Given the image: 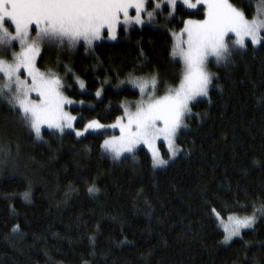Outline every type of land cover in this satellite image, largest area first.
<instances>
[{"label": "trees", "instance_id": "obj_1", "mask_svg": "<svg viewBox=\"0 0 264 264\" xmlns=\"http://www.w3.org/2000/svg\"><path fill=\"white\" fill-rule=\"evenodd\" d=\"M254 1L230 3L250 18ZM189 18H203V8L177 5L159 28H133L91 48L46 46L37 65L84 104L72 109L76 127L108 124L123 101L138 98L117 89L119 81L155 75L158 94L179 83L169 31ZM211 67L208 96L191 106L180 152L161 170L143 148L118 161L106 157L102 133L46 130L37 141L0 99V264H264V218L223 246L212 212L225 218L264 204V44Z\"/></svg>", "mask_w": 264, "mask_h": 264}, {"label": "snow or ice", "instance_id": "obj_2", "mask_svg": "<svg viewBox=\"0 0 264 264\" xmlns=\"http://www.w3.org/2000/svg\"><path fill=\"white\" fill-rule=\"evenodd\" d=\"M150 2L154 3V8L148 11ZM176 3L177 0H0V46L11 48L14 42L19 45V51L12 52L11 61L0 58V79L3 80L0 96L19 110L37 138H41L44 125L60 132L73 128L76 117L64 111V105L73 102L63 95L60 77L51 70L43 72L37 67L45 43L76 47L83 41L84 46L91 48L105 35L115 40L121 26L143 24L145 13L151 19L163 5L175 10ZM182 3L189 9L203 6L204 11L202 19L183 21L181 32L173 33L176 42L172 56L179 57L183 63L179 84L157 96L155 75L130 81L142 98L135 104L134 111L125 107L124 115L108 126L120 131L118 137L107 139L103 144L114 158L144 145L151 153L154 167L167 164L157 144L164 141L171 156L177 155V133L187 127L184 120L192 113L190 105L198 97H207L213 82V74L207 70L209 57H214L216 63L226 64L237 47L246 48L248 42L253 46L264 44V11L257 10L248 19L230 0H182ZM132 10L134 16L130 15ZM79 84L84 88L83 81ZM103 127L93 120L85 131ZM83 134L76 132L77 136ZM88 191L92 193L97 189L93 186ZM24 198L28 199L29 193H25ZM212 212L220 218L215 208ZM255 220V213L228 216L225 243L240 236L242 229L251 228Z\"/></svg>", "mask_w": 264, "mask_h": 264}, {"label": "rangeland", "instance_id": "obj_3", "mask_svg": "<svg viewBox=\"0 0 264 264\" xmlns=\"http://www.w3.org/2000/svg\"><path fill=\"white\" fill-rule=\"evenodd\" d=\"M253 4H254V14H256L257 10L264 11V0H255ZM177 5H181V6H183V7H184L187 11H189V12H195V11L197 10V9H189V8H187V6L184 5V4L182 3V0H177L176 6H177ZM176 6H175V7H176ZM199 7H202V8H203V6H199ZM199 7H198V8H199ZM153 8H154V3H153V2H150V3L147 5V10H148V11H151V10H153ZM237 9H238V8H237ZM239 10H240V9H239ZM203 11H204V9H203ZM174 13H175V10H172V8H171L170 6L163 5L161 9H159V10L156 11V14H155L151 19H149V17H148V16L146 15V13H145V14L142 16V19L144 20V23H143V24H132V25H130V26H121V27L117 30V34H116L117 38H116L115 40H112V39L108 38V37L105 35L101 40L95 41V42L93 43V45L96 44V43L102 42V41H104V42H115V41H118V40L121 39V37H122V36L120 35L121 32H123V33H125V34L127 35V34H128L133 28H139V27H142V26H145V25H147V26H151V27H153V28H159L160 25H161L160 22H161V21L167 22L168 20L172 19L173 16H174ZM130 15H133V16L135 15L134 10H132V11L130 12ZM252 17H253V16H252ZM252 17H250V18H248V19H251ZM189 19H191V20H197V19H193V18H189ZM189 19H186V20H189ZM201 19H202V18H201ZM186 20H185V21H186ZM6 26H8V25L6 24ZM183 27H184V24H183L182 28L179 29V30H176V31H169V34H170L171 39H172L171 55H172V49H173V46H174V44H175V42H176V41H175V37L173 36V33L179 34V33L181 32V30L183 29ZM10 30H11V29H10ZM32 35L34 36V35H35V32H33ZM229 36L231 37V39H233V40L235 39V37H234L232 34H229ZM184 38L186 39V36H185ZM229 43H230V46H231V41H229ZM80 45H83V41H81L80 44L77 45L76 47H68V46H60V45H57V46H58V47L65 48V49H67V50H69V51H75ZM93 45H92V46H93ZM46 46H49V44L45 43L44 47H46ZM258 46H259V45H255V46H253L250 42H248V45H247L246 48H248V47L257 48ZM44 47H43V48H44ZM246 48L240 49V48L237 47L236 50H235L234 52H236V51H241V50H245ZM13 51H17V52L19 51V45H18V43H15V42H14V46L11 47V48H9V47H4V46H0V58H4V59H7V60L11 61V59H12V52H13ZM234 52H233V53H234ZM172 58H173L175 61H177V62L180 63V65H181V74H182V71H183V63H182V61L180 60L179 57H173V56H172ZM37 61H38V59H37ZM212 62H213V63H212ZM211 64L214 65V67H217V66H219L221 63H216L214 57H209V63L207 64V70H208L210 73L213 74V78H214V74H215V71H214V70H215V69H214V70L212 69ZM37 67H38V65H37ZM38 68H39V67H38ZM40 70H41V69H40ZM41 71H42V70H41ZM43 72H45V71H43ZM152 76H153V75H146V76H130V77L124 79V80L119 81V82L116 84V88H117V89H121V88H124V87H128V88H131V89L136 90V91L138 92V98H137V100H125V101L122 102V104H121L122 114L119 115L118 117H122V116L124 115V108H125V107H129L131 110L134 111V110H135V109H134L135 104H136V103L142 98V97H141V94H140V92H139V89H138L137 87H135V85L132 84L130 81L133 80V79H137V78H140V79H149V78H151ZM59 77H60V76H59ZM180 78H181V75H180ZM60 79H61V81H62V85H63V87L61 88V91H62L63 95L66 96L69 100H71V101L73 102V103H71V104H65V105H64V111L68 112V113H69L70 115H72V116H75V117H76V120L73 121V128H71V129H69V128H65L63 132H60V131H58V130H56V129H49V128H47L46 125L42 126V129H41V138H37L35 132H34V131L28 126L29 129H30V131H31V133L34 135V137H35V139H36L37 141H41V140H42V132H43V131H46V130H47V131L54 132V133H57V134H59V135H60V134H64V133H73V134L75 135V137H77V138H81V137H83V136H85L86 134H89V133H102V134L105 135V137H104L103 142H102V144H101V151H102V153H103L106 157H108V158H110V159H112V160H114V161H118V160H120L121 158H123V157H125V156H127V155H131L132 153H134V152L137 151L138 149L143 148V149L148 153V155H149V157H150V159H151L152 167H153L155 170H161V169L166 168V167H167L170 163H172V162L174 161V159L178 156V154H179V152H180V148H179V145H178L179 134H180L182 131L186 130L187 127H182V128L178 131V133H177V137H176V146H177V148H178L179 150H178L177 155H176L175 157H172V156H171V153L168 152V150H167V146H166V143H165L164 141H159V142H158L157 146H158L159 149H160V152H161V155H162L163 159H165V160L168 161L167 164H165V165H163V166H159V167H154V166H153V161H152L151 153L149 152V150L147 149V147L144 146V145H139V146L134 150V152H132V153H124L120 158H118V159H117V158H114V156H113V154H112L111 152L105 150V148L103 147V144H104V141H105V140H107V139H111L112 137H118V136L120 135L119 128L108 127L109 125L114 124V123L116 122V119H117L118 117H117L113 122L108 123V124H104V123L99 122L100 124H102V125L105 126V127H103V128H100V129H88L87 131H85L86 126H87L91 121L96 120V119H93V120H90V121L86 122V123H85L83 126H81V127H76V122H77L78 116H77L75 113L72 112V109H73L74 107H80V106H83L84 104L81 103V102L74 101L73 99H71V98H69V97L67 96V94L65 93V90H64V89H65L64 81H63V79H62L61 77H60ZM157 81H158V79H157ZM2 83H3V80L0 79V84H2ZM75 83L78 85V87H79L80 89H82V90L84 89V88H81V87H80L79 80H76V79H75ZM178 84H179V83H178ZM178 84H177V85H178ZM177 85H176V86H177ZM211 86H212V84L210 85L209 90H210ZM173 87H175V86H173ZM159 90H160V83H159V81H158V82H157V86H156V92H155V95H157V96H162V95H164V94L166 93V92H165V93H163V94H158V91H159ZM99 92H100V91H99ZM33 97H35V94H33ZM205 98H206V97H198L196 101H199V100H201V99H205ZM0 99H2L3 101H5L10 107L13 108V106L10 105V104L7 102V99H6L4 96H0ZM196 101H194L193 104H194ZM193 104H192V105H193ZM192 105H190V107H191ZM14 109L17 110V111L19 112V110H18L17 108H14ZM20 116H21V115H20ZM188 116H189V115H188ZM188 116H186V117H185V120H184V123H185L186 125H187V118H188ZM21 117H22V116H21ZM96 121H98V120H96ZM77 131L83 132L84 134H83L82 136H77V135H76V132H77ZM254 213H255V215H256L255 223L253 224V226H252L251 228H248V229H242V230H241V233H242L243 231H247V230L252 229V228L257 224V222H258L260 219L264 218V204H259V205L254 206L253 209H252V211H251L250 213H248V214H237V213H235V214H229L228 216H230V215H234V216H237V217H244V216H251V215H253ZM228 216L225 217V218L220 217V218L218 219V218L215 216V214H214V217H215V219H216V221H217V225H218L219 229H220V230L222 231V233H223V238H222V240H221V245H223V246H226V245L230 244L235 238L239 237V236H237V237H233L232 240H230V241H228L227 243H225V235H226V233H225V230H224V229H225V226L229 224Z\"/></svg>", "mask_w": 264, "mask_h": 264}]
</instances>
